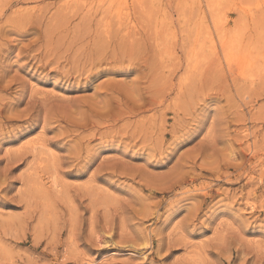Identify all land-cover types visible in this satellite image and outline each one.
Segmentation results:
<instances>
[{
  "label": "rangeland",
  "instance_id": "obj_1",
  "mask_svg": "<svg viewBox=\"0 0 264 264\" xmlns=\"http://www.w3.org/2000/svg\"><path fill=\"white\" fill-rule=\"evenodd\" d=\"M88 262L264 264V0H0V264Z\"/></svg>",
  "mask_w": 264,
  "mask_h": 264
},
{
  "label": "bare ground",
  "instance_id": "obj_2",
  "mask_svg": "<svg viewBox=\"0 0 264 264\" xmlns=\"http://www.w3.org/2000/svg\"><path fill=\"white\" fill-rule=\"evenodd\" d=\"M1 2H2V1H1ZM79 9H80V8H78V10H79ZM80 11H82V9L79 10V13H80ZM69 13H70V12H69ZM79 13L77 12V15H79ZM103 14H104V13H103ZM79 16H80V15H79ZM80 18H81V17H80ZM84 18H85V17H84ZM89 18H91V17H89ZM81 19H82V18H81ZM104 19H105V18H104ZM89 20H90V19H89ZM97 22H98V21H96V23H97ZM89 23H90V21H89ZM92 23H93V21H92ZM92 23H91V24H92ZM153 23H154V22H153ZM83 24H84V23H83ZM97 24H98V23H97ZM79 25H80V24H79ZM114 25H115V24H114ZM146 25H147V24H146ZM102 27H103V26H102ZM102 27H101V29H102ZM114 27H115V26H114ZM114 27H113V29L115 30ZM96 28H98V27H96ZM88 29H89V28H88ZM93 29H94V27H93ZM89 30H90V29H89ZM97 30H98V29H97ZM86 31H87V30H86ZM83 32H84V30H83ZM88 32H89V31H88ZM114 32H115V31H114ZM148 32H149V31H148ZM78 33H79V32H78ZM91 33H93L92 30H91ZM95 33H96V32H95ZM133 33H134V31H133ZM153 33H154V32H153ZM87 34H88V33H87ZM103 34H104V33H103ZM112 34H113V33H112ZM114 34H115V33H114ZM117 34H118V33H117ZM139 34H140V33H139ZM78 35H79V34H78ZM78 35H77V36H78ZM101 35H102V32H101ZM101 35H100V37H101ZM110 35H111V34H110ZM63 36H64V35H63ZM79 36H80V35H79ZM95 36H96V35H95ZM115 36H116V34H115ZM115 36H114V37L110 36V37L115 38ZM150 36H151V35H150ZM150 36H149L148 38H151ZM93 37H94V36H93ZM100 37H99V38H100ZM64 38H65V37H64ZM83 38H84V37H82V39H83ZM87 38H88V37H87ZM152 38H155L154 35H153ZM76 39H77V38H76ZM97 39H98V38H97ZM105 39H107V38H105ZM65 40H66V39H65ZM65 40H64V41H65ZM89 40H90V39H89ZM89 40H88V41H89ZM101 40H103V39H101ZM122 40H123V39H122ZM64 41H63V42H64ZM73 41H74V40H73ZM73 41H72V42H73ZM106 41H107V40H106ZM69 42H70V41H69ZM81 42H82V41H81ZM97 42L99 43V42H101V41L99 40V41H97ZM64 43H65V42H64ZM87 43H88V42H86L84 45H86ZM90 43H91V42H90ZM103 43H104V42L102 41V43H101L102 45L106 44V42H105L104 44H103ZM107 43H109V42L107 41ZM111 43H112V41H111ZM62 44H63V43H61L60 45H62ZM67 44H68V43H67ZM69 44H70V43H69ZM69 44H68V45H69ZM138 44H139V43H138ZM143 44H144V42H143ZM60 45H59V48H60ZM65 45H66V44H65ZM71 45H72V44H71ZM88 45H89V44H88ZM109 45H110V44H109ZM116 45H117V44H116ZM152 45H153V44H152ZM63 46H64V44H63ZM136 46H137V45H136ZM144 46H145V45H144ZM47 47H48V46H47ZM61 47H62V46H61ZM70 47H71V46H69V49H70ZM74 47H75V45H74ZM74 47H73V49H74ZM83 47H85V46H83ZM96 47H97V45H96ZM103 47H104V46H103ZM114 47L117 48L118 45H117V46H114ZM119 47H120V46H119ZM154 47H155V46H154ZM77 48H78V47H77ZM85 48H86V47H85ZM91 48H92V47H91ZM101 48H102V47H101ZM101 48H100V52H98V50H99V48H98V50H97V52H98V53H97V56H100L99 53L101 54ZM107 48L109 49L110 47H107ZM135 48H137V47H135ZM142 48H144V47H142ZM57 49H58V47H57ZM61 49H62V48H61ZM61 49H60V50H61ZM80 49H81V48H80ZM80 49H79V51H80ZM82 49H83V48H82ZM113 49H114V48H113ZM118 49H119V48H118ZM123 49H125V48H123ZM60 50H59V51H60ZM64 50H66V49H64ZM77 50H78V49H77ZM77 50H76V51H77ZM105 50H106V49H104V51H105ZM137 50H138V49H137ZM139 50H140V49H139ZM146 50H147V49H146ZM153 50H154V49H153ZM56 51H58V50H56V48H55V52H56ZM67 51H68V48H67ZM106 51H107V50H106ZM106 51H105V52H106ZM115 51H116V50H115ZM115 51L113 50L114 53H115ZM151 51H152V50H151ZM69 52H70V51H69ZM69 52H68V53H69ZM77 52H78V51H77ZM88 52H89V51H88ZM95 52H96V51H95ZM107 52H108V51H107ZM109 52H110V51H109ZM109 52H108V53H109ZM117 52H118V51H117ZM119 52H120V50H119ZM122 52H123V51H122ZM124 52H127V49H126V51H124ZM154 52H155V51H153V53H154ZM74 53H75V52H74ZM74 53H73V54H74ZM91 53H92V52H91ZM143 53H144V52H143ZM54 54H55V53H54ZM56 54H57V52H56ZM58 54L60 55V53H58ZM66 54H67V53H66ZM66 54H64V55L66 56ZM92 54H93V53H92ZM95 54H96V53H95ZM105 54H106V53H105ZM115 54H116V53H115ZM122 54H125V53H122ZM129 54H130V53H129ZM59 55H57V56H59ZM61 55H62V51H61ZM75 55H76V54H74V57H75ZM83 55H84V53H83ZM102 55H103V54H101V57H102ZM153 55H154V54H153ZM155 55H157V54H155ZM92 56H93V55H92ZM105 56H106V55H105ZM113 56H114V55H113ZM115 56H116V55H115ZM115 56H114V57H115ZM148 56H149V54H148ZM158 56H159V55H158ZM174 56H175V55H174ZM60 57H61V56H59L58 58H60ZM76 57H77V56H76ZM114 57H113V58H114ZM155 57H156V56H155ZM63 58H65V57H63ZM63 58H61V60H62ZM83 58H84V57H83ZM91 58H92V57H91ZM146 58H147V57H146ZM156 58H158V57H156ZM156 58H155V59H156ZM68 59H69V58H68ZM73 59H74V58H73ZM78 59H79V58H78ZM78 59H77V60H78ZM99 59H100V58H99ZM147 59H148V58H147ZM55 60H56V59H55ZM58 60H59V59H58ZM91 60H92V59H91ZM104 60H105V59H104ZM150 60H151V59H150ZM157 60H158V59H157ZM78 62H79V61H78ZM86 62H87V61H86ZM92 62H93V61H92ZM146 62H147V61H146ZM156 62L158 63V61H156ZM156 62L154 61V64H156ZM56 63H57V62H56ZM61 63H62V62H61ZM72 64H73V63H72ZM74 64H75V63H74ZM78 64H79V63H78ZM83 64H84V62H83ZM83 64H82V65H83ZM92 64H93V63H92ZM154 64H153V65H154ZM146 65H147V64H146ZM156 65H157V64H156ZM164 65H165V64H164ZM164 65H162V66H164ZM150 66H151V65H150ZM153 67H154V66H153ZM160 67H161V66H160ZM149 68H150V67H149ZM154 68H155V67H154ZM166 68H167V67H166ZM160 69H161V68H160ZM171 69H172V68H171ZM162 70H163V68H162ZM162 70H161V71H162ZM164 70H165V69H164ZM171 71H172V70H171ZM174 72H175V71H174ZM235 72H236V70H235ZM89 73H90V72H89ZM95 73H96V72H95ZM163 73H164V72H163ZM253 74H254V73H253ZM257 74H258V73H257ZM93 75H94V74H93ZM93 75H92V76H93ZM156 75H157V71H156ZM159 75H161V72L159 73ZM251 75H252V74H250V76H251ZM255 75H256V73H255ZM255 75H254V77H256ZM149 76H150V74H149ZM162 76H163V74H162ZM162 76H161V77H162ZM175 76H176V75H175ZM175 76H174V78H175ZM250 76H249V77H250ZM252 76H253V75H252ZM164 77H165V76H164ZM164 77H163V79H164ZM158 78H160V77H158ZM168 79H169V77H168ZM168 79H167V80H168ZM172 79H173V78H172ZM226 79H227V77H226ZM159 80H160V79H159ZM167 80H166V81H167ZM170 80H171V79H170ZM170 80H169V82H170ZM166 81H165V82H166ZM238 81H239V80H238ZM219 82H220V81H219ZM210 83H211V82H210ZM216 83H217V82H216ZM216 83H214V84L216 85ZM217 84H218V83H217ZM259 84H260V83H259ZM171 85H172V84H171ZM169 88H170V87H169ZM262 88H263V87H262ZM259 89H260V87H259ZM132 90H133V88H132ZM161 90H162V89H161ZM257 90H258V89H257ZM155 91H156V90H155ZM167 91H168V90H167ZM165 92H166V91H165ZM250 92H251V90H250ZM250 92H249V93H250ZM258 94H259V93H258ZM192 96H193V95H192ZM256 96H257V95H256ZM258 96H259V95H258ZM246 97H247V96H246ZM165 99H166V98H165ZM166 100H168V99H166ZM45 102H46V101H45ZM155 108H156V107H155ZM141 112H143V111H141ZM139 113H140V112H139ZM98 123H99V122H98ZM94 125H95V124H94ZM94 125H93V126H94ZM163 125H164V124H163ZM96 126H99V124H97ZM130 126H131V125H130ZM125 128H126V127H125ZM132 128H133V127H132ZM126 129H128V128H126ZM125 131H126V130H125ZM76 158H77V157H76ZM106 159H107V158H106ZM250 159H251V158H250ZM90 160H91V159H90ZM251 160H252V159H251ZM115 161H116V160H115ZM101 164H102V163H101ZM97 167H98V165H97ZM103 167H104V168H109V167H106V166H103ZM96 169H98V168H96ZM96 171H98V170H96ZM96 176H97V175H96ZM88 264H90V263L88 262Z\"/></svg>",
  "mask_w": 264,
  "mask_h": 264
}]
</instances>
